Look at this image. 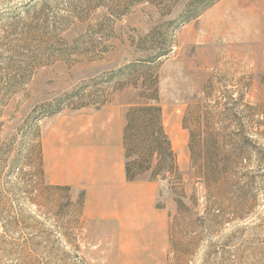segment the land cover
I'll return each mask as SVG.
<instances>
[{"label": "rangeland", "instance_id": "374dc122", "mask_svg": "<svg viewBox=\"0 0 264 264\" xmlns=\"http://www.w3.org/2000/svg\"><path fill=\"white\" fill-rule=\"evenodd\" d=\"M190 1L0 0V264H109L81 195L41 173L42 122L111 102L125 111L144 79L130 64L163 45L158 100L177 165L156 180L166 264H264V0H210L184 22ZM200 130L199 147L221 152L213 166L231 168L221 178L192 167Z\"/></svg>", "mask_w": 264, "mask_h": 264}, {"label": "crops", "instance_id": "0c3cea01", "mask_svg": "<svg viewBox=\"0 0 264 264\" xmlns=\"http://www.w3.org/2000/svg\"><path fill=\"white\" fill-rule=\"evenodd\" d=\"M124 122L115 102L48 117L40 137L44 177L82 195L81 215L105 242L109 264H166L169 212L156 204L157 181L127 179Z\"/></svg>", "mask_w": 264, "mask_h": 264}, {"label": "trees", "instance_id": "16d2710c", "mask_svg": "<svg viewBox=\"0 0 264 264\" xmlns=\"http://www.w3.org/2000/svg\"><path fill=\"white\" fill-rule=\"evenodd\" d=\"M201 2H203L202 6L198 7ZM211 5L212 1L210 0H192L182 13L181 19L184 22L194 19ZM158 34L163 40L168 36L166 29L161 30ZM150 48L157 51V55L146 56L145 59H136L130 64L129 68H131V71L125 69L128 71L126 75L142 74L141 76H144L140 91L137 94L139 101L128 105L124 111L123 147L126 159L125 172L127 179L130 181L138 180L144 174H148L145 179L156 181L159 177L165 179L167 174L173 175L177 173L175 153L163 126L162 110L158 100L156 65H154L155 60L161 56L159 53L167 52L168 46ZM137 81L129 83L134 87H138ZM183 123L184 127H186L185 117L183 118ZM202 135L203 132L201 130L198 133L189 131V150L192 167H196L197 173L202 174L206 179L221 178L231 168L213 166L214 157H218L221 152H211L208 149L200 148V142L204 139ZM204 140L206 143L209 142L207 137ZM214 142L217 144L218 141ZM199 160H204L208 163L199 165ZM39 161L41 166V152ZM41 173L43 175L42 167ZM80 198L82 205V195Z\"/></svg>", "mask_w": 264, "mask_h": 264}]
</instances>
